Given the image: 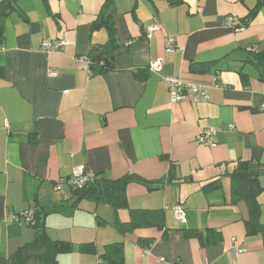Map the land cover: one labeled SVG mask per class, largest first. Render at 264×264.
<instances>
[{"label": "crops", "instance_id": "0c3cea01", "mask_svg": "<svg viewBox=\"0 0 264 264\" xmlns=\"http://www.w3.org/2000/svg\"><path fill=\"white\" fill-rule=\"evenodd\" d=\"M106 2L15 0L1 16L0 256L34 240L20 215L40 206L51 210L52 240L97 249L61 254L57 264H109L100 256L113 243L124 244V264H264V234L246 235L248 207L233 202L228 176L240 162L264 169V83L250 61L264 51V5L244 27L258 0H115V69L93 75L83 59L109 40L105 28L91 30ZM54 40L68 45L42 49ZM158 60L161 71H151ZM168 77L207 87L209 99L172 104ZM210 127L215 145L198 144ZM31 132L36 144L26 142ZM78 166L111 181L131 177L130 208L164 211L162 229L122 234L115 224L128 223L129 210L73 207L72 190L56 186ZM258 200L264 225V192ZM188 231L216 241L203 246Z\"/></svg>", "mask_w": 264, "mask_h": 264}, {"label": "trees", "instance_id": "16d2710c", "mask_svg": "<svg viewBox=\"0 0 264 264\" xmlns=\"http://www.w3.org/2000/svg\"><path fill=\"white\" fill-rule=\"evenodd\" d=\"M14 1L7 0L2 5L8 6L1 13L0 19L10 9H14ZM170 2L172 5L178 3L177 1ZM263 5L264 0H258L256 7L244 19V27H247L252 22ZM115 12V0H107L97 19L91 26L92 32L105 28L109 36L106 44L93 45L87 57L93 75H100L115 69V58L113 56L117 47L116 29L113 24ZM2 39L3 30L0 26V42ZM250 61L258 69L259 81L264 83V51L254 52ZM12 136L14 138L15 134H12ZM26 142L36 144L38 142L37 134L33 132L29 133ZM263 174V168H254L247 162H240L234 171L228 175L232 181L231 195L233 202L238 203L243 201L248 207L249 218L245 222L246 235L248 237L264 234V225L261 223V204L258 200L259 196L264 192V188L260 182V177ZM130 180L131 177L111 181L98 176L97 179L87 183L81 189H71L75 196L73 207L78 206L83 201H92L96 204L111 206L115 211L120 209L129 210L130 221L125 224H115L116 228L122 234L131 233L143 228L162 229L165 220L164 211L130 208L127 197V186ZM33 210L34 217L32 221L28 222V225L33 227L35 231L34 240L20 247L12 256H0V264H27L32 260H36L41 264H57V258L61 254L72 253L74 251L88 254L97 253V249L93 244H82L76 248L72 243L52 240L48 236L45 223V218L51 210L41 209L40 206H36ZM208 232V236L204 237L198 231H188L187 236L198 237L202 245L206 246L216 241V239L214 241L211 240L209 236L211 231ZM100 257L109 264H124V244L113 243L107 245Z\"/></svg>", "mask_w": 264, "mask_h": 264}, {"label": "built area", "instance_id": "2783aa9c", "mask_svg": "<svg viewBox=\"0 0 264 264\" xmlns=\"http://www.w3.org/2000/svg\"><path fill=\"white\" fill-rule=\"evenodd\" d=\"M7 0H0V6L6 3ZM234 23L233 18L227 19V25H232ZM159 27H150L148 29L149 37H152V33L156 31ZM130 43H127L129 45ZM170 46H173V40H170L168 43ZM68 45V42L65 40H54V41H46L43 43L42 49L47 52H53L58 51L61 49H64ZM3 48L0 45V51H2ZM252 50V49H250ZM87 60V59H83ZM162 60L155 61L150 64L149 69L154 72H159L162 69ZM166 84L169 87L170 92V98L172 104H178L182 103L184 101H193L196 103L207 101L209 99V90L207 87L199 84H195L192 82H186L181 78L178 77H168L165 79ZM216 88H219L220 86L216 83L214 84ZM232 129L233 126H230ZM217 134V129L215 128H208L204 133L200 134L197 138L198 144L205 145V146H214L215 145V136ZM97 175L93 174L92 172H89L86 170L85 166H78L73 169L72 175L65 181H62L57 184V189L62 190L64 186H68L70 189H81L83 188L87 183L97 179ZM174 214V217L176 221H178L181 224L186 223V214L185 210L181 205H175L170 208ZM21 217H24L26 222L32 221L34 217V210L30 209L20 215ZM20 217L18 216H10L9 221L14 222L17 221ZM237 252H235L234 256H237ZM160 261H163V259H160ZM236 264V263H232Z\"/></svg>", "mask_w": 264, "mask_h": 264}]
</instances>
